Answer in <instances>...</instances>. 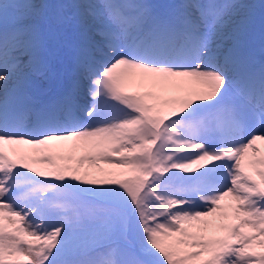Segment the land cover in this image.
<instances>
[{
  "label": "snow or ice",
  "instance_id": "1",
  "mask_svg": "<svg viewBox=\"0 0 264 264\" xmlns=\"http://www.w3.org/2000/svg\"><path fill=\"white\" fill-rule=\"evenodd\" d=\"M256 7L0 0V264H264Z\"/></svg>",
  "mask_w": 264,
  "mask_h": 264
},
{
  "label": "rangeland",
  "instance_id": "2",
  "mask_svg": "<svg viewBox=\"0 0 264 264\" xmlns=\"http://www.w3.org/2000/svg\"><path fill=\"white\" fill-rule=\"evenodd\" d=\"M155 2L163 3V2H165V0H155ZM243 2H244V3H247L248 0H243ZM259 22H261V20H260Z\"/></svg>",
  "mask_w": 264,
  "mask_h": 264
}]
</instances>
